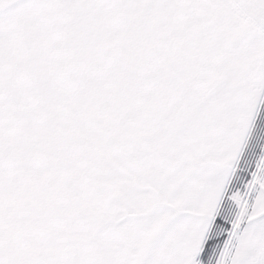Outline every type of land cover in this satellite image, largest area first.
<instances>
[{
	"label": "snow or ice",
	"instance_id": "snow-or-ice-1",
	"mask_svg": "<svg viewBox=\"0 0 264 264\" xmlns=\"http://www.w3.org/2000/svg\"><path fill=\"white\" fill-rule=\"evenodd\" d=\"M0 264H264V0H0Z\"/></svg>",
	"mask_w": 264,
	"mask_h": 264
}]
</instances>
